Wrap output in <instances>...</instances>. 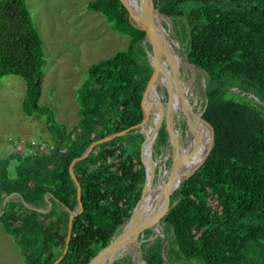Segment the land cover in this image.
I'll return each mask as SVG.
<instances>
[{
	"label": "trees",
	"instance_id": "obj_1",
	"mask_svg": "<svg viewBox=\"0 0 264 264\" xmlns=\"http://www.w3.org/2000/svg\"><path fill=\"white\" fill-rule=\"evenodd\" d=\"M86 7L129 43L88 67L78 93L79 121L70 131L52 122L48 130L54 142L46 153L14 152L0 159V226L17 240L23 264H53L63 253L69 215L78 208L72 161L93 142L144 118L141 100L152 68L143 31L132 24L120 0H93ZM166 15L182 64L207 78L208 93L244 82L264 97V0H171ZM44 65L26 1L0 0V78L23 80L21 109L27 117L45 111L38 105ZM211 105L204 120L214 130L213 146L161 222L166 262L158 235L154 252L144 256L146 264H264V126L229 105ZM181 127L186 130V123ZM137 131L96 146L74 165L82 211L73 219L67 251L57 264H89L121 233L131 212L124 203L145 181L143 164L138 171L128 152L131 139L144 138ZM198 149L197 140L178 169ZM47 200L51 209L45 212ZM113 264H131L129 253Z\"/></svg>",
	"mask_w": 264,
	"mask_h": 264
},
{
	"label": "rangeland",
	"instance_id": "obj_2",
	"mask_svg": "<svg viewBox=\"0 0 264 264\" xmlns=\"http://www.w3.org/2000/svg\"><path fill=\"white\" fill-rule=\"evenodd\" d=\"M25 1L34 27L42 41L45 65L42 69V89L38 105L45 108V111L41 115L25 116L21 109L25 97L23 80L11 75L0 78V159L14 152L20 153L13 149L11 143L5 142L8 137L14 140L35 138L52 145L54 139L48 130L52 122L70 131L79 121L78 93L87 79L88 67L111 57L118 51L126 50L129 43V38L114 31L102 15L87 9L86 5L93 0ZM153 3L160 16L161 25L167 34L173 36L174 26L166 15L171 0H153ZM177 30L179 34H183L181 26H178ZM173 38L178 49L180 44L176 34ZM149 60L151 64V57ZM180 71L183 94L188 105L203 119L207 109L213 107L211 104L229 105L244 116L251 114L248 117L250 119L259 118L264 126V97L257 94L248 84L235 82L210 94L207 91L208 80L202 73L185 64H181ZM156 90L160 98H164L165 88L158 84ZM49 112L53 118L49 116ZM155 117L153 113L147 125L138 129L135 135L145 137L154 127ZM182 122L188 125L186 130L182 129ZM174 124L182 146L186 147L189 143L197 141V133L191 130L190 124L183 115H180L179 110L174 114ZM163 132L166 135H162ZM142 142L143 140L139 138L138 140L131 139L128 147L130 158L134 161L138 171L142 169ZM127 144L126 142V146ZM169 146L170 140L163 125L152 144V159L157 163L153 182L158 186L167 182L171 155ZM75 170L73 166L74 176H76ZM14 174V168L10 167L8 176L13 177ZM144 185L143 179L137 191L124 203L126 208L131 210L129 216L143 195ZM50 209L51 206L48 204L45 212ZM154 229L156 232H162L163 224L159 222ZM157 236L153 231H145L139 237L138 264H146L144 256L154 252L153 245H155ZM127 255L128 251L120 257ZM0 264H23L17 240L14 236L5 233L1 226Z\"/></svg>",
	"mask_w": 264,
	"mask_h": 264
},
{
	"label": "water",
	"instance_id": "obj_3",
	"mask_svg": "<svg viewBox=\"0 0 264 264\" xmlns=\"http://www.w3.org/2000/svg\"><path fill=\"white\" fill-rule=\"evenodd\" d=\"M123 6L125 7L128 15L132 21V24L143 31L144 40L149 44L151 50V68L152 71L147 77L146 88L144 90L141 105L144 112L143 120L136 125H132L121 132L115 133L113 135L107 136L101 140L93 142L89 148L81 155L78 159L72 161L69 167V173L73 178V181L77 188V199H78V208L71 212L68 220V231L65 240V246L62 255L58 258L53 264H57L60 262L67 251L71 233H72V222L73 219L82 211V204L80 200V191L81 187L76 179V177L72 174V168L74 164L83 158L87 157L93 149L101 145L103 143L109 142L117 137H121L126 135L131 130L141 129L147 125L153 113H155L156 117L154 118V127L149 130V132L145 135L142 145H141V154L144 149V144L149 140H154L160 131L161 127L164 125L165 130L167 131L169 140H170V164L167 170L168 178L167 184L169 185V190L167 194V198L165 200L164 205L156 214L134 223L128 224V219L122 225L121 233L114 237L110 244L99 251L94 258L89 262V264H98L104 259H108V264H113V262L120 258V256L128 251L132 264H138V255H137V243L139 237L147 230L155 232L157 235L161 236L163 241L161 245V257L164 262L166 259L164 257V246H165V235L162 232H156L154 227L162 222L163 218L167 215L170 209L176 203V194L179 191L183 182L189 178L196 170L200 168L203 162L206 160L212 146H213V135L214 131L212 126L206 122L201 116L197 115L188 105V102L183 94L182 87V79H181V64L182 58L176 47L173 36H170L167 33H164L162 26L159 21V14L154 7L153 0H138L140 4V9L144 18V25L141 26L137 19L132 17L127 6L120 0ZM172 56V61L167 62V56ZM166 76L168 80V87L166 90V95L164 98H160L157 93L156 87L158 83L156 82L161 77ZM149 101L147 104L146 100ZM174 101L179 102V112L183 115L187 121L190 118H195L205 126H207L210 130V140L209 144L206 148V152L202 158V160L193 168L192 172L187 175L184 179H179L177 174V156L178 150L181 144L178 138V132L175 128L174 124V114L176 112L177 107L174 106ZM189 123V122H188ZM188 127V125H187ZM142 162L143 159L141 158ZM145 188V185H144ZM143 188V192H144ZM9 199V197L5 200V202ZM48 204H49V200ZM47 204V205H48Z\"/></svg>",
	"mask_w": 264,
	"mask_h": 264
},
{
	"label": "bare ground",
	"instance_id": "obj_4",
	"mask_svg": "<svg viewBox=\"0 0 264 264\" xmlns=\"http://www.w3.org/2000/svg\"><path fill=\"white\" fill-rule=\"evenodd\" d=\"M123 2L127 6L132 17L136 18L138 23L141 26H143L144 18H143L141 9H140L139 1L138 0H123ZM159 21L161 24L160 17H159ZM162 29L164 33H167L166 30L163 28V26H162ZM167 57H169V55ZM156 82L160 84L162 87H164L165 89L168 87V80L166 76L162 75V77L158 79ZM146 101H147V104H149V101L151 103V100L149 99ZM174 103H175L174 106L177 107L176 109L177 111L179 109V102L174 101ZM188 122L190 124L191 130L197 133L199 149H198V152L191 158V160L188 163H186L185 165L182 164L178 169V166L181 163L182 159L193 148L195 141L189 144L187 143L188 145L186 147L180 145L179 150H178V156H177V164H178L177 174H178L179 179H184L187 175H189L192 172L193 168L202 160L206 152V148L209 144V140H210V130L204 124H202L195 118H190ZM178 138H179V134H178ZM153 142L154 140L151 139L144 144V149L141 154V158L143 159L142 164L144 166V172H145V181H144L145 188H144V192H143L141 199L139 200L138 204L136 205L130 217L128 218V224L134 223L140 220H144L156 214L157 212L160 211V209L164 205L165 200L167 198V194L169 190V185L167 184V182H165L164 184L160 186L155 185L153 182L154 170L157 166V163H155L152 159V149L151 148H153L152 147ZM108 263H109V260L104 259L98 264H108Z\"/></svg>",
	"mask_w": 264,
	"mask_h": 264
},
{
	"label": "built area",
	"instance_id": "obj_5",
	"mask_svg": "<svg viewBox=\"0 0 264 264\" xmlns=\"http://www.w3.org/2000/svg\"><path fill=\"white\" fill-rule=\"evenodd\" d=\"M5 142L11 143L13 145V149L20 152L19 154H25L29 156H34L37 153H46L49 149L48 144L36 140L35 138H22L19 140H14L13 138L8 137L6 138Z\"/></svg>",
	"mask_w": 264,
	"mask_h": 264
}]
</instances>
